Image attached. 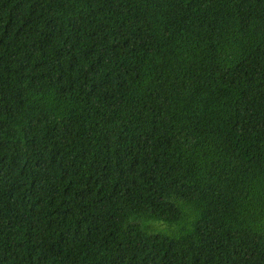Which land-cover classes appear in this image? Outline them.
<instances>
[{"label": "trees", "instance_id": "16d2710c", "mask_svg": "<svg viewBox=\"0 0 264 264\" xmlns=\"http://www.w3.org/2000/svg\"><path fill=\"white\" fill-rule=\"evenodd\" d=\"M0 264H264V0H0Z\"/></svg>", "mask_w": 264, "mask_h": 264}, {"label": "bare ground", "instance_id": "6f19581e", "mask_svg": "<svg viewBox=\"0 0 264 264\" xmlns=\"http://www.w3.org/2000/svg\"><path fill=\"white\" fill-rule=\"evenodd\" d=\"M217 120H218V119H217ZM219 120H220V119H219ZM221 120H222V119H221ZM217 122H219V121H217ZM217 122H216V123H217ZM220 123H221V122H220Z\"/></svg>", "mask_w": 264, "mask_h": 264}]
</instances>
